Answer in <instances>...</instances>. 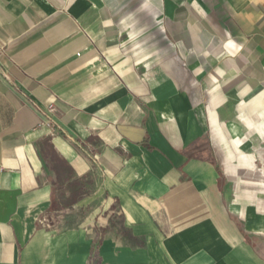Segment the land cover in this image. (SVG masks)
<instances>
[{
    "label": "crops",
    "instance_id": "0c3cea01",
    "mask_svg": "<svg viewBox=\"0 0 264 264\" xmlns=\"http://www.w3.org/2000/svg\"><path fill=\"white\" fill-rule=\"evenodd\" d=\"M0 264H264V0H0Z\"/></svg>",
    "mask_w": 264,
    "mask_h": 264
},
{
    "label": "trees",
    "instance_id": "16d2710c",
    "mask_svg": "<svg viewBox=\"0 0 264 264\" xmlns=\"http://www.w3.org/2000/svg\"><path fill=\"white\" fill-rule=\"evenodd\" d=\"M53 160L58 163L57 182L65 187V190L55 195L51 202L50 210L57 213L71 208L88 196L93 183L87 178H75L72 167L63 159L55 156Z\"/></svg>",
    "mask_w": 264,
    "mask_h": 264
},
{
    "label": "rangeland",
    "instance_id": "374dc122",
    "mask_svg": "<svg viewBox=\"0 0 264 264\" xmlns=\"http://www.w3.org/2000/svg\"><path fill=\"white\" fill-rule=\"evenodd\" d=\"M59 189V188H58ZM58 194V193H57ZM60 218V222H58V219ZM79 215H76L75 213H71V212H64L60 215V217L58 218H55V223L54 225L56 226L57 224L60 225V223H62V221H65L63 223H70V222H77V220L79 219ZM62 219V221H61ZM66 226H70V225H65L64 227H62L61 225V228H66Z\"/></svg>",
    "mask_w": 264,
    "mask_h": 264
},
{
    "label": "built area",
    "instance_id": "2783aa9c",
    "mask_svg": "<svg viewBox=\"0 0 264 264\" xmlns=\"http://www.w3.org/2000/svg\"><path fill=\"white\" fill-rule=\"evenodd\" d=\"M52 112V107L49 106L47 108V111L43 114L44 115V118H45V121H46V125L51 128L52 127V120L50 118V113ZM94 253L91 255V261L92 263L94 262Z\"/></svg>",
    "mask_w": 264,
    "mask_h": 264
}]
</instances>
